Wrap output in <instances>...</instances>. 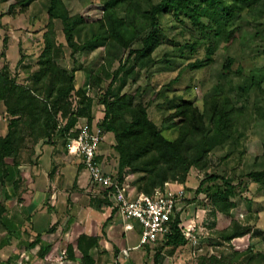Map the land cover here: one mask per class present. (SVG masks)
Instances as JSON below:
<instances>
[{"label":"trees","instance_id":"trees-1","mask_svg":"<svg viewBox=\"0 0 264 264\" xmlns=\"http://www.w3.org/2000/svg\"><path fill=\"white\" fill-rule=\"evenodd\" d=\"M37 1L16 0L10 5L9 11L20 6L19 11L26 12ZM102 2L101 17L87 20L80 11H73L65 0H47L45 8L48 22L43 34L44 48L36 65L27 64L23 49L19 50L20 58L16 68L26 74V80L19 82L11 77L8 63L0 68V102L10 116L7 133L0 138L1 184L4 183L2 173L7 172L6 159H11L13 166L18 169L22 166V150L27 148L26 144L32 148L42 142L55 148L56 143L60 142L68 151V141L77 136L79 123L82 120H94L97 95L98 102L104 105V109L97 113L100 117L99 126L104 134L112 135V146L117 151L114 168L117 181L124 186L129 178L134 177L132 184L136 194H153L166 182L175 181L187 189L189 187H186V183L192 169H209L216 148L234 145L240 139L243 134L240 126L250 106V95L256 93L264 97V74L257 77L244 73L241 66L234 68L237 61L250 58L248 49H251L252 43L258 45L256 49L264 55V0ZM169 14L185 25L187 22L192 24L191 31L196 36L194 41L186 42L184 47L190 48L192 52L201 45L206 49L205 57L188 62L157 94L164 98L160 106L167 104L165 108L169 110L163 118L164 128L172 125L178 127L174 139H168L163 133L164 128L150 117L148 104L137 99L139 88L135 92L125 91L130 81L136 82L139 79L142 71H148L174 54L166 52L162 58L156 56V51L163 43L160 18ZM56 19L62 22L67 47L57 41ZM232 19H236V22L223 33L227 57L217 67L214 55L217 37L220 35L218 26L223 20ZM3 46L0 59L6 58V36ZM100 47L105 49L101 70L90 73L88 81L77 86V71L83 68L80 54L91 53ZM179 50L183 55L184 49ZM67 52L73 63L71 67L62 61ZM116 63L118 65L114 67ZM206 67L214 68L213 85L203 97L202 105L197 103L196 97L174 95L170 98L167 95V91L177 83L185 70L195 71ZM238 76L243 78L242 83L238 82ZM90 90L95 92L94 97L89 95ZM253 106L256 115L264 117V107ZM32 151L28 158H31ZM79 167L85 168L84 163ZM246 176L252 182L264 185V167L249 171ZM235 180L230 174L208 175L196 188V195L204 192V203L213 207L212 212L228 214L235 206L233 198L237 186L241 184V181L236 183ZM211 181L217 188L216 192L205 186L206 182ZM223 195L224 198L220 197ZM3 211L0 193L1 230L8 229L4 224ZM184 218L183 211L173 214L170 231L162 239L164 246L177 248L188 243L180 227ZM105 227L106 224L103 229ZM261 232L258 229L254 233L258 235ZM41 236L38 234L34 243ZM99 240V236L83 233L78 237L76 245H68L67 253L74 256L77 247L82 253V263L94 264L90 251L99 244ZM230 247L234 248V245ZM51 248L52 244L45 243L39 251L40 256L44 257ZM245 250L249 252L247 259L254 256L253 245L239 252L244 253ZM164 259L161 251H157L154 264ZM234 263L232 259L211 255L201 257L197 264Z\"/></svg>","mask_w":264,"mask_h":264},{"label":"rangeland","instance_id":"rangeland-1","mask_svg":"<svg viewBox=\"0 0 264 264\" xmlns=\"http://www.w3.org/2000/svg\"><path fill=\"white\" fill-rule=\"evenodd\" d=\"M15 1L7 0L0 2V14L3 13L0 16V50L4 47L5 36L8 37L9 45L7 58L0 59V68L5 63H8L11 77L16 78L19 82H23L26 80V74L16 68V64L20 58L19 50L20 48L23 49L27 64L31 66L36 65L38 56L44 48L43 34L46 31L48 22L45 8L47 0H38L26 12H20V6L12 9L10 12V5L15 3ZM65 1L73 11L83 13L87 20L99 18L103 13L102 0ZM235 22L236 19L223 20L218 26L220 35L217 37V49L214 55L217 67L227 57L223 33L226 28L231 27ZM160 23L163 43L156 51V56L162 58L166 52H173L174 54H171L168 58H164L148 71H142L139 79L136 82L130 81L125 91L135 92L139 88L140 95L137 94V99H142L144 103L148 104L150 117L160 127L164 128L165 123L163 122V118L169 113V110L165 108L167 104H162L163 107L159 104L164 101L162 96L157 95L160 88L175 78L188 62L198 57H205L206 49L204 45H201L198 50L192 52L190 48L184 47L186 42L191 43L194 41V36H196L195 33H192V24L189 22L185 25L184 22L169 14L161 16ZM55 28L58 43L67 47L63 25L59 19L55 20ZM112 43L114 44V42ZM180 48H183L185 51L183 55L179 50ZM250 48L248 49L250 58L237 61L234 68L241 66L244 73L260 77L264 74V55L256 49L258 45L252 43ZM65 56L62 61L65 65L71 67L73 63L68 57V52ZM80 56V63L83 68L77 71V86L85 84L88 81L90 73L101 70L105 49L104 47H100L91 53L85 52L80 54ZM117 65L118 63L114 67ZM215 65L214 67H216ZM212 73H214V68L212 69V67L195 71L187 69L182 73L177 83L167 91V95L170 98L174 95H183L186 98L196 97L197 103L202 105L203 97L213 85ZM237 80L239 83L243 82V78L240 76L237 77ZM89 93L95 95L93 90H90ZM248 104L250 106L246 109L245 118L242 120L240 126V130L243 131L240 139L234 145L216 148L212 153L213 164L209 169L205 171L191 170L186 183V187H189L187 188L189 192L188 198L183 201L185 205L179 211H183L184 221L189 219L197 221L199 241L197 246H193L188 241L186 245L177 248L160 244L158 246L159 251H166V254L171 258V264H197L201 257H210L211 255L225 257L228 260L232 259L235 262L234 264H264V185L252 182L246 176L249 171L264 167V117H258L253 106L261 105L264 107V97L253 93L249 97ZM100 110H102V104L98 102V96L96 95L94 111L96 113V111ZM0 111L6 112L2 102H0ZM4 117H7V123H9L10 116L5 113V115H2V119ZM177 129V125H172L164 128L163 133L168 139H174L177 136ZM26 147L22 150L23 162L22 166H20L22 173L25 175V180L20 179L15 188H33L34 174L38 170L42 173L44 172L43 176L47 177L50 189L55 187L56 189L61 188L66 191L75 190L76 188L84 189V187L87 188L89 186L90 182L81 188V185L90 180L87 170L84 172V177L82 175L83 169L86 168L79 167L83 163L82 157L80 155L70 156L69 151L65 149L63 143L57 142L55 148L42 142H39L32 148L26 144ZM30 148L33 151L31 158H28ZM52 148L53 154L51 159L54 158L51 161L48 158L46 159L47 156L45 157L44 149H47L48 153V149ZM107 148L108 151L106 150L105 154L108 153L109 158L115 157L117 163V151L113 148L112 143H108ZM226 154L228 156L224 158ZM8 166L12 168L9 169ZM7 168L8 171H14L15 169L11 160L9 163L7 162ZM15 174L17 175V173ZM211 174L220 176L230 174L236 178V183L241 181V184L236 188V194L233 198L235 206L228 214L212 212L213 207H208L204 203L206 200L204 192L200 193L201 196L199 194V197L193 198L194 191L200 182ZM2 175L7 185L8 181H10L8 174L2 173ZM53 175L55 178H53ZM134 179V177H131L128 179V182L131 181L130 183H132ZM205 186L211 187L212 191H217L212 181L206 182ZM131 188H133V193L136 194L135 188ZM220 197L224 198V195ZM84 198L85 204H93V202H88L89 197L85 196L82 199L84 200ZM1 228L2 226L0 227V239H3V230ZM258 229L262 232L256 235L254 232ZM231 244L234 245V248L230 247ZM250 245L254 246L255 254L247 259L248 250H245L244 253H240L239 251L242 248H249Z\"/></svg>","mask_w":264,"mask_h":264},{"label":"crops","instance_id":"crops-1","mask_svg":"<svg viewBox=\"0 0 264 264\" xmlns=\"http://www.w3.org/2000/svg\"><path fill=\"white\" fill-rule=\"evenodd\" d=\"M29 35L31 36L30 33ZM5 113L0 111V138L5 137L8 129L7 117L2 119ZM108 143H112V135L109 133L105 134L100 145L98 160L105 170L114 172L116 158H109L108 153L105 154ZM44 151L46 159L52 161L53 148L48 149V153L47 149ZM69 155L74 157L71 153ZM10 160L7 158L6 162L9 163ZM8 168L6 174L9 183H0L4 224L8 227L3 229V239L0 241V264H83L82 253L77 247L74 256L67 253L68 245H76L78 237L83 233L100 237L99 244L90 251L94 264H154L155 254L159 251L158 246L162 244V240L142 245L140 222L133 218L123 219L97 187L93 188L89 184L84 189H50L47 177L43 176L44 172L38 170L34 174L33 188L17 189L15 187L20 179L25 180V175L21 167L19 170L15 167L14 171H8ZM85 170L82 172L83 177ZM89 182L90 180L81 185V188ZM130 182L127 185L134 187ZM85 196L93 204H85V198L82 199ZM184 205V202L179 203L175 213ZM127 224L132 227L127 229ZM38 234L42 236L34 243ZM45 243L52 244V248L41 257L39 251ZM123 249H128V255H123ZM161 254L165 259L158 264H171L166 251L163 250Z\"/></svg>","mask_w":264,"mask_h":264},{"label":"built area","instance_id":"built-area-1","mask_svg":"<svg viewBox=\"0 0 264 264\" xmlns=\"http://www.w3.org/2000/svg\"><path fill=\"white\" fill-rule=\"evenodd\" d=\"M91 96L94 97V94ZM103 109L104 105H102ZM100 111H96L92 122L83 120L79 123L77 136L68 141V151L82 157L85 168L89 172L90 186L101 190L105 199L118 210L123 219L133 218L140 222L141 244L157 243L170 231V222L175 209L179 203L188 198L189 192L182 183L177 181L166 182L153 194H135L133 188L127 184L122 186L117 181L115 173L105 170L98 160L100 144L104 139V132L99 126L100 117L97 115ZM196 196L199 197L194 191L193 198ZM125 227L130 229L132 226L127 224ZM180 227L186 239L193 246H197L199 241L197 221L189 219L182 222ZM122 253L124 256L128 255V249H123Z\"/></svg>","mask_w":264,"mask_h":264}]
</instances>
